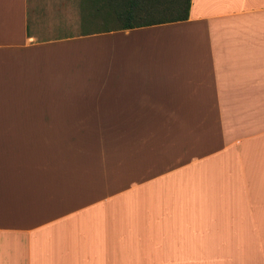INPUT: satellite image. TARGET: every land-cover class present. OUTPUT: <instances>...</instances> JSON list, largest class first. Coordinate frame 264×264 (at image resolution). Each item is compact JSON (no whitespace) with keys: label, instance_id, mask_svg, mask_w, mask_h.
<instances>
[{"label":"crops","instance_id":"crops-1","mask_svg":"<svg viewBox=\"0 0 264 264\" xmlns=\"http://www.w3.org/2000/svg\"><path fill=\"white\" fill-rule=\"evenodd\" d=\"M71 1L0 0V264H264V0Z\"/></svg>","mask_w":264,"mask_h":264},{"label":"trees","instance_id":"trees-1","mask_svg":"<svg viewBox=\"0 0 264 264\" xmlns=\"http://www.w3.org/2000/svg\"><path fill=\"white\" fill-rule=\"evenodd\" d=\"M89 4L107 9L102 19L119 24L102 29L113 30L185 19L189 0H91Z\"/></svg>","mask_w":264,"mask_h":264},{"label":"rangeland","instance_id":"rangeland-1","mask_svg":"<svg viewBox=\"0 0 264 264\" xmlns=\"http://www.w3.org/2000/svg\"><path fill=\"white\" fill-rule=\"evenodd\" d=\"M71 4L76 5L75 7L77 8L76 11V17H55L53 19H51L53 21V26L57 27L58 25H62V26H71L74 25V27L76 28V31L79 32V30H86V29H98V28H102L104 26H115L118 25L119 23L114 21L113 19L111 21H107L105 19H102V17H96V18H87V17H82V7H81V2H79V0L77 2H72ZM47 22L48 20H50L49 18L45 19ZM58 23V25H57ZM71 29V28H68Z\"/></svg>","mask_w":264,"mask_h":264}]
</instances>
